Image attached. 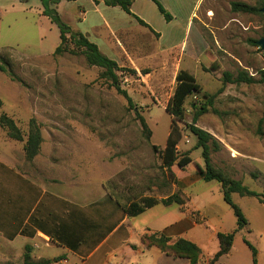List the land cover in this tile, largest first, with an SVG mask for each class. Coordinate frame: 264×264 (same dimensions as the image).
<instances>
[{
  "label": "rangeland",
  "instance_id": "374dc122",
  "mask_svg": "<svg viewBox=\"0 0 264 264\" xmlns=\"http://www.w3.org/2000/svg\"><path fill=\"white\" fill-rule=\"evenodd\" d=\"M233 2L262 5L259 0L195 3L201 56L182 68H189L204 92L217 95L208 113L198 121V126L209 131L220 145L212 152L213 165L264 194V82L224 83L227 72L237 76L247 71L257 80L261 78L264 53L255 41L264 36V13L235 12ZM56 8L63 14L69 10ZM43 10L40 0H0V66L6 70L0 69V116L12 118L25 138L34 120L43 137L38 158L28 161L25 142L10 139L0 127L1 166L13 165L18 171L43 179L50 174L54 157L55 163L80 168L88 165L97 176L104 174L111 189L118 186L119 190H129L138 199L144 192L158 199L179 195L185 202L182 208L160 205L132 219L131 224L137 230L145 225L160 230L171 226L165 234L173 241L185 238L195 242L203 250L200 264H208L219 250L217 234L233 232L237 218L225 202L220 184L199 176L198 166L204 167L202 150L196 149L197 139L186 124L179 123L182 139L178 145L180 156L188 155L193 161L186 169L176 165L171 171L163 169L152 148L164 147L171 131L173 119L166 107L176 89L178 67L154 79L118 72L121 89L133 100L134 106H130L103 77L104 70L90 66L81 50L54 54L61 43V31ZM65 20L74 24L69 16ZM195 33L193 30L186 39L188 50ZM126 68L132 69L129 65ZM203 101L201 95L187 100V123L192 122L195 103ZM141 118L152 132L150 139ZM233 201L242 209L248 225L236 234L230 254L217 264H253V252L245 240L257 249L258 264H264V204L258 198L238 194H233ZM177 224L182 228L179 235H174L176 227L172 225ZM153 249L142 262L189 263Z\"/></svg>",
  "mask_w": 264,
  "mask_h": 264
},
{
  "label": "crops",
  "instance_id": "0c3cea01",
  "mask_svg": "<svg viewBox=\"0 0 264 264\" xmlns=\"http://www.w3.org/2000/svg\"><path fill=\"white\" fill-rule=\"evenodd\" d=\"M157 1L170 13L171 21L153 0H134L131 7L132 14L149 27L104 0H63L58 8L68 7L64 14L59 12L63 21L69 16L74 22L68 24L71 29L95 43L120 67L129 65L145 79L178 67L176 80L181 70L189 71L183 65L188 67L201 56V32L195 27L198 17L194 11L198 0ZM193 30L194 42L188 50L186 39ZM52 159L50 174L43 179L0 164L1 263L24 264L29 247L34 262L58 259L54 264H147L141 259L154 249L144 248L142 236L169 234L171 226L160 230L145 225L137 230L131 224L137 217H129L123 208L152 196L144 192L138 199L129 190L111 189L104 174L97 176L88 165L80 168ZM172 226L176 227L174 235H179L182 225Z\"/></svg>",
  "mask_w": 264,
  "mask_h": 264
},
{
  "label": "trees",
  "instance_id": "16d2710c",
  "mask_svg": "<svg viewBox=\"0 0 264 264\" xmlns=\"http://www.w3.org/2000/svg\"><path fill=\"white\" fill-rule=\"evenodd\" d=\"M27 1V0H22ZM43 4V15L49 17L53 23H55L61 31V43L55 51V55H63L65 53L76 54V50H81L82 54L85 56L88 64L90 66H96L104 70L103 77L108 81L112 82L113 86L128 100L130 106H134L132 98L128 95L126 91H123L119 85V75L120 71H128L133 75H138L136 70L128 69L126 67H120L115 61L111 60L109 57L104 55L98 46L91 42L87 37L79 32H74L71 27L65 23L57 11V6L63 0H40ZM66 1H76V0H66ZM105 4L113 7H121L125 12L134 16L131 12V7L134 0H104ZM158 5L160 12L163 14L166 20L171 21L172 16L169 12L157 1L153 0ZM262 2L261 6H251L246 3L233 2L232 9L235 12H244L263 15L262 9L264 8V0H259ZM135 17V16H134ZM138 22L146 27H149L144 21L135 17ZM257 44V41H255ZM69 45H73L74 49H71ZM2 71H6L3 66H0ZM146 74V71H142ZM12 75V72L10 73ZM261 78L257 80L255 77L251 76L247 71H240L237 76H233L231 73L224 74V83H246V84H257L264 82V71H261ZM176 89L173 96L169 100L166 110L171 115L173 122L171 125V131L166 142L164 149L159 146L152 145L153 150L159 155L162 161V168L171 171L176 165L179 169L184 170L190 164L193 163L192 159L188 155L180 156L178 152V145L182 139L181 130L179 123H184L190 132L196 137V149L202 150V157L204 160V167L198 166V174L202 180L206 182L216 181L220 184L221 191L224 196L225 202L233 210L237 218V227L233 232L230 233H218L219 250L215 253L208 264H217L220 259L224 256L230 254L236 234L244 230L248 225V220L246 219L242 209L233 201V194H238L241 197H255L258 198L260 203L264 204V194L258 193L251 190L249 187L243 184L240 180H235L227 175L221 170L215 168L212 162V152L218 151L220 145L216 138L205 129L198 126V121L200 118L208 113L209 107L214 104L217 95H210L203 91L201 85L197 82V79L193 74L186 70H181L176 77ZM201 95L203 98L202 103H195L196 105H191L193 107V118L191 123L186 122V103L187 100L192 96ZM2 101L0 100V106H2ZM141 123L144 131L148 134V139H150L152 132L149 129L146 121L141 118ZM0 127L6 131L7 136L18 142H25L24 151L25 156L28 161H33L39 154L43 144V137L41 133L40 125L32 120L30 123L29 132L25 138L22 130L19 128L17 123L7 116L2 114L0 116ZM159 204L165 206L178 205L181 208L185 205L184 200H182L179 195H172L167 198L158 199L155 197H143L139 200L133 202L129 207H124L125 213L131 217H138L145 213L147 210L152 209ZM142 243L144 248L151 250L153 248H158L161 252L168 256H175L178 258H183L189 261L188 264H200L203 257L202 248L195 242L190 241L185 238H178L173 241L164 232H154L145 233L142 236ZM245 243L253 252V264H258L257 249L248 241ZM58 259L53 260H43L40 262H34L31 258V249L26 248L24 254V264H54Z\"/></svg>",
  "mask_w": 264,
  "mask_h": 264
},
{
  "label": "water",
  "instance_id": "95a60500",
  "mask_svg": "<svg viewBox=\"0 0 264 264\" xmlns=\"http://www.w3.org/2000/svg\"><path fill=\"white\" fill-rule=\"evenodd\" d=\"M262 13H264V8L262 9ZM257 45L261 50L264 51V36L259 41H257Z\"/></svg>",
  "mask_w": 264,
  "mask_h": 264
},
{
  "label": "built area",
  "instance_id": "2783aa9c",
  "mask_svg": "<svg viewBox=\"0 0 264 264\" xmlns=\"http://www.w3.org/2000/svg\"><path fill=\"white\" fill-rule=\"evenodd\" d=\"M263 51V50H262ZM263 53H264V51H263Z\"/></svg>",
  "mask_w": 264,
  "mask_h": 264
}]
</instances>
